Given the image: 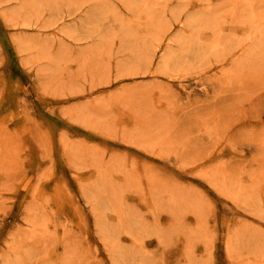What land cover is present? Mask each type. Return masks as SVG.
I'll list each match as a JSON object with an SVG mask.
<instances>
[{
    "label": "rangeland",
    "instance_id": "374dc122",
    "mask_svg": "<svg viewBox=\"0 0 264 264\" xmlns=\"http://www.w3.org/2000/svg\"><path fill=\"white\" fill-rule=\"evenodd\" d=\"M0 264H264V0H0Z\"/></svg>",
    "mask_w": 264,
    "mask_h": 264
},
{
    "label": "bare ground",
    "instance_id": "6f19581e",
    "mask_svg": "<svg viewBox=\"0 0 264 264\" xmlns=\"http://www.w3.org/2000/svg\"><path fill=\"white\" fill-rule=\"evenodd\" d=\"M167 63V62H166Z\"/></svg>",
    "mask_w": 264,
    "mask_h": 264
}]
</instances>
